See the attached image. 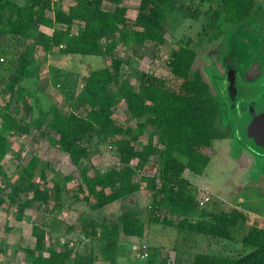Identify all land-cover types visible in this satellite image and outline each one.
Masks as SVG:
<instances>
[{
    "label": "trees",
    "instance_id": "1",
    "mask_svg": "<svg viewBox=\"0 0 264 264\" xmlns=\"http://www.w3.org/2000/svg\"><path fill=\"white\" fill-rule=\"evenodd\" d=\"M132 1L138 2L133 19L128 16V8L122 6L123 0H72L69 5L64 4V0H24L21 5L13 0H0V23L9 12L5 26L0 24V32L8 35V42L20 44L30 41L22 45L19 55L8 53L6 50L10 47L0 46V55L5 57V64H0V96L4 89L10 95L8 99H3L4 106L0 107V175L9 180L4 165L11 150L9 136L29 135L30 129L37 131L39 136L48 137L50 143L67 154L72 165L79 169L76 193L69 198L73 203L84 204L88 211H101L119 202L132 204L133 196L142 187L140 179L135 177L151 164L160 180L159 187L151 195V223L227 241H236V234L240 231L239 242L250 248L248 252L257 251L238 264H264V228L255 225L243 233L249 217L238 209L218 214L199 212L190 183L182 175L186 170L194 175L204 172L210 162L208 151L213 149L215 140L233 136L238 142L221 92L216 89L214 92L199 71L192 72L195 51L187 45H173L167 62L172 87H166L164 82L154 77L141 79L137 88L128 80H123L119 85V94L111 92L109 87L119 83L120 78L121 60L114 56L117 46L163 45L169 11L179 9L183 0ZM189 1L208 4L209 0ZM214 1L216 6L208 8L212 17L210 24L223 22L229 32L246 26L262 36L264 6L258 0ZM104 3L112 4L113 9H105ZM41 26L52 29V34L47 36L40 32ZM36 47L49 53L55 50L57 56L69 62L68 65L73 60L90 62L91 68L84 75L70 70L72 65L68 69L65 67L66 70L50 68L51 84L59 86L69 103H73L68 116H64L38 88L39 64L33 53ZM235 50L232 46L230 55H234ZM82 56L97 57L99 60L87 61L80 58ZM226 58L223 60L225 71L235 68L224 62ZM94 63L98 65L95 67ZM121 101L131 119H143L136 124L135 135L132 128L123 126L114 117V108ZM14 102L15 105L23 104L30 108L32 115L28 121L18 117L17 109L15 116L10 113ZM80 107L84 108L83 116L76 113ZM224 111L228 115V126L221 130L216 120ZM45 127L57 137L45 132ZM148 129V141L138 150L137 143ZM123 134L127 138H122ZM93 135L97 140L91 141ZM103 139L113 140V153L119 167L104 171L92 167L89 170V144L96 145ZM86 140L88 146L84 145ZM153 157H157V162L151 161ZM42 164L41 160L32 158L20 166L18 184L11 186L6 194H0V208L5 204L13 208L16 221H22L27 210L36 209L43 213L41 224L32 226L34 246L24 249L26 260L30 264H67L73 258L74 264H118L116 259L124 238L142 239L145 235L144 222L140 219L142 211L127 207L113 221L103 218L102 221L91 220L84 224L81 233L97 243V253L90 251L87 255L78 256L69 244L64 246V250H58L51 242L55 228L50 226L48 216L51 210L48 209L61 213L68 198L65 186L74 177L69 174L61 181H54L51 190H46L43 186L47 181L45 169L48 164ZM36 176L42 184L33 183ZM2 191L0 188V193ZM62 194L66 196L62 197ZM163 207L167 208V212L160 218L155 212ZM195 214L200 220L192 222L190 217ZM82 221H86L85 216ZM77 242L83 243L80 239ZM0 253H3L2 244ZM244 255L231 258L198 253L190 264H234ZM145 261L154 264V252L147 254Z\"/></svg>",
    "mask_w": 264,
    "mask_h": 264
},
{
    "label": "rangeland",
    "instance_id": "2",
    "mask_svg": "<svg viewBox=\"0 0 264 264\" xmlns=\"http://www.w3.org/2000/svg\"><path fill=\"white\" fill-rule=\"evenodd\" d=\"M17 4L21 5L24 0H13ZM66 5L72 3V0H64ZM258 2L264 6V0H258ZM62 3V2H61ZM122 6H126L129 10L128 16L133 19L137 11V2L132 0H123ZM209 6L214 8L216 2L209 0L207 3H200L199 1L193 2L189 0H183L179 4V9L175 11H169V22L165 25L164 36L166 41L163 45L155 44L152 47H132L128 48L123 45H118L114 56L121 60V67L119 69V83L112 84L109 88L111 92L119 94V85L123 80H128L134 88H137L141 79L145 78H157L164 82L166 87H172V77L167 67V62L170 58V53L173 45L181 44L187 45L192 48L196 53L195 61L192 65V72L199 71L204 81L207 82L212 90L215 89L219 93L223 91L225 93L227 84L220 81L224 76L225 69L223 60L227 64L234 65L235 68H239L242 77L248 82L241 81L238 86L239 100V112L245 111L244 101L247 102L251 93L264 95V57L260 58V50L263 47L264 32L261 36L260 33H254L250 28L243 26L235 31H227L223 22L210 24L211 11H208ZM113 5L104 3V8L108 10L113 9ZM9 12L6 13L4 19L0 23L3 27L6 23V18ZM50 15V13H48ZM194 14V17H193ZM261 36L258 38V36ZM8 35H4L0 32V46L10 47L6 51L19 55L23 50V44H29V40L21 42L20 44L14 42H8ZM232 46L236 48L234 55H230ZM40 61L43 60V56L35 51ZM43 53V50L41 51ZM83 60L98 61L99 58L92 56H82ZM39 59L35 57L39 63ZM51 60V58H50ZM49 60V61H50ZM54 61V60H53ZM38 63V64H39ZM44 63V61H42ZM52 62L50 61L49 64ZM107 65L109 61L106 62ZM0 64H5V57L0 55ZM69 62L62 61L63 68L66 67L74 72L84 75L89 71L90 62H84L80 60H73L71 65ZM104 62L101 63V66ZM95 67L96 63H94ZM18 67H21V61L18 62ZM17 67V68H18ZM68 67V68H67ZM51 66L49 65V73ZM46 63L43 67L39 66V76L41 82L47 88V91L51 93L52 100L56 107L60 109L64 116H68L72 110L65 95L59 86H49L45 77L48 75L46 71ZM223 76V77H222ZM50 77V76H49ZM51 79V77L49 78ZM39 80V77H38ZM39 83L38 87L43 88ZM50 82V80H49ZM218 82V83H217ZM51 87V88H50ZM223 88V90H222ZM52 92L53 96H52ZM59 92V93H58ZM10 95L4 89L0 96V107L4 106L3 99H8ZM18 105V107H17ZM15 102L11 105L10 113L15 114L17 109L18 117L22 120L28 121L31 118L32 112L29 107L23 104H17ZM242 105V106H241ZM241 106V107H240ZM223 107V105H222ZM76 113L78 115H84V108L80 107ZM229 113V118H235L236 112ZM15 116V115H14ZM114 117L123 126H129L132 128V134H136V124L143 122V119L135 120L131 119L127 113L124 102H120L114 108ZM227 112L224 111L219 114L216 123L221 130L227 128ZM234 124V122L232 123ZM235 128V126H234ZM45 132L57 137L52 131L44 128ZM149 129L144 133L141 141L137 143L136 148L141 149V146L146 144L149 138ZM126 134L121 135L122 138H127ZM52 136V137H53ZM94 136V135H93ZM48 137L39 136L38 132L30 129L29 135H15L9 136V143L11 144V150L7 155V161H5V170L9 175V180L3 178L0 175V188L3 191L1 195L10 191V187L14 184H18V176L21 173L20 166H24L32 158L41 160V163L48 164L45 169L46 182L43 188L51 190L53 188L54 181H61L65 176L71 174L74 180L67 183L65 186L66 194H62V197L69 198L71 194H75V190L78 184V170L76 169L67 154L61 152L57 146H53ZM97 140L94 136L91 141ZM84 145L88 146V141L84 142ZM114 142L112 139H103V141L97 142L93 145L89 144L87 158L89 160V170L93 167L100 171L112 167H119L117 164V158L114 151ZM210 153V162L204 172L201 175H194L189 170H186L182 175L187 179L191 186V192L198 204L199 212H207L212 214H218L222 211H229L232 209L242 210L248 214L249 221L247 222V228L242 230L243 233L252 226H258L264 228V158L256 156L255 153L246 149L240 142L235 141L233 136H229L224 139L215 140L213 142V149L208 151ZM259 159V160H258ZM157 157H153L151 161L157 162ZM152 163V162H151ZM42 164V165H43ZM142 182L140 192L134 195L133 203L119 202L107 206L101 211H88V208L84 204L73 203L71 198H67L64 202L61 213L57 214L52 209L48 220L50 226H53L54 235L51 242L58 248V250H64V246L69 244L75 254L78 256H84L90 253V251H96L97 243L91 242L89 237H85V234L81 233V229L84 224H88V221L98 220L102 221L105 218L107 221H113L125 208L139 209L141 210L140 219L144 222L145 231H147L143 239L131 240V244H122L120 254H118V264H147L145 258L147 254H155L154 264H190L191 259L195 254H209V255H226L231 258H237L246 254L250 248L241 244L240 231L236 234V241H227L219 238H209L203 235H199L192 232H180L176 228L157 225L150 222V211L152 196L160 185L159 174L155 167L151 164L146 165L139 173L138 177ZM38 176L35 177L33 183H40ZM52 203H50V206ZM64 209V211H63ZM70 209V211H69ZM68 211V212H67ZM167 212V208L163 207L157 209L156 216L163 217ZM15 211L13 208L7 207L5 204L0 208V240L2 236L7 238V235H3V228L7 224L13 227L15 224L18 228V232L14 233L15 238L12 241V246L17 245L16 241L19 238H30L32 232L31 224L33 220L29 222L11 224L10 221L14 220ZM31 214L32 210L26 211V215ZM35 215V221L39 222L43 216L42 213ZM42 214V215H41ZM37 216V217H36ZM85 216L86 221L80 220ZM158 217V218H159ZM13 218V219H12ZM209 220V217H205ZM192 222L200 220L198 214L190 217ZM92 227H89L91 229ZM86 229V230H89ZM93 229V228H92ZM79 235L81 237H79ZM32 236V234H31ZM33 237V236H32ZM33 239V238H32ZM80 239L82 244H78ZM125 239V238H124ZM22 243H24L22 241ZM31 245V244H30ZM27 246V243H24ZM123 246V247H122ZM149 249V251H148ZM146 254V256H145ZM21 258V257H20ZM67 264H74L73 258ZM94 264H102L95 262Z\"/></svg>",
    "mask_w": 264,
    "mask_h": 264
},
{
    "label": "water",
    "instance_id": "3",
    "mask_svg": "<svg viewBox=\"0 0 264 264\" xmlns=\"http://www.w3.org/2000/svg\"><path fill=\"white\" fill-rule=\"evenodd\" d=\"M220 81L227 84L225 93L221 91V94L227 103L230 113L234 114L236 112V117H232V120L238 142L255 153L256 156L258 154L259 157L264 158V95L257 96L256 93H251L248 101L243 102L246 108L245 111L240 113L239 105L241 102L239 100L238 86L242 80L238 69L229 68ZM256 251L253 250L246 253L234 264H238Z\"/></svg>",
    "mask_w": 264,
    "mask_h": 264
},
{
    "label": "crops",
    "instance_id": "4",
    "mask_svg": "<svg viewBox=\"0 0 264 264\" xmlns=\"http://www.w3.org/2000/svg\"><path fill=\"white\" fill-rule=\"evenodd\" d=\"M133 2H137V1H133ZM126 7V6H125ZM137 7H138V2H137ZM39 31L40 32H42V33H44L45 35H47V36H50L51 34H52V29H50V28H48V27H44V26H41V27H39ZM36 50H38V53H40V55L41 56H43V60H41L40 61V59H39V57L36 55ZM44 51L45 52V50L44 49H42L41 47H36L35 49H34V58L36 57L37 59H39V61H40V63H39V66H40V69H41V67H43V64H45L46 63V71H48V75L45 77V79H46V81L48 82V84H49V86H51V87H53V85L51 84V82H49V69H48V67H49V65L50 66H53V67H57V68H59V69H65V68H63V66L61 65V62L62 61H66V59H61V57L60 56H57L56 55V53H55V50H54V53H49V52H46V53H43V52H41V51ZM50 58H51V60H50ZM52 62L51 64H49V62L50 61ZM54 60V61H53ZM42 61H44V63H42ZM67 62V61H66ZM72 64V63H71ZM66 70V69H65ZM41 78L42 77H40L39 76V80H38V85H39V83L42 81L41 80ZM42 83V82H41ZM43 88H45V89H42L41 87H38L52 102H53V100H52V97H51V93L50 92H48L47 91V88L44 86V83H42V84H40ZM50 87V88H51ZM53 93L54 92H52V96H53ZM59 93V92H58ZM54 103V102H53ZM51 136H53L52 134H51ZM53 137H55V136H53ZM132 199H134V196H133V198ZM31 211V210H30ZM30 211H29V213H30ZM63 211H64V209H63ZM69 211H70V209H69ZM68 212V211H67ZM38 213H41V212H38L36 209L34 210H32V215L31 214H28V215H26L25 214V217H24V219L22 220V221H16L15 219L13 220V221H10L11 222V224H13V222H16V223H21V222H31L32 220H33V222H32V224H31V227L34 225V224H41V221H42V218H43V216L40 218V220H39V222H36L35 221V215H38L39 216V214ZM43 214V213H42ZM41 214V215H42ZM37 217V216H36ZM0 218H1V216H0ZM13 219V218H12ZM80 220H82L81 218H80ZM6 223L7 222H5L4 224H5V226H4V228H3V230H4V232L5 231H7V229L9 228L10 230L9 231H7L6 233H3V235H7V238H4L3 236H2V239L0 240V244H2L3 245V253H0V264H30L27 260H26V256H25V253H24V249H26V248H32L33 246H34V238L31 236V234H30V238L29 239H27L29 242H26V240L25 239H22V238H19L17 241H16V243L18 242V244L17 245H20V246H12V241H13V239L15 238V235H14V233H17L18 232V228H16V227H20V226H16V224L13 226V227H11V226H9L8 224H7V226H6ZM147 232V231H146ZM145 232V233H146ZM146 235V234H145ZM144 235V236H145ZM33 238V239H32ZM143 239V238H142ZM131 240H139V239H136V238H132V237H129V238H126V239H124L123 240V242H122V244L124 245V244H126V243H129V244H131ZM22 241L24 242V243H27V246H24V243H22ZM131 241V242H130ZM31 244V245H30ZM121 244V245H122ZM120 245V246H121ZM123 247V246H122ZM21 257V258H20Z\"/></svg>",
    "mask_w": 264,
    "mask_h": 264
},
{
    "label": "flooded vegetation",
    "instance_id": "5",
    "mask_svg": "<svg viewBox=\"0 0 264 264\" xmlns=\"http://www.w3.org/2000/svg\"><path fill=\"white\" fill-rule=\"evenodd\" d=\"M263 32H264V31H263ZM263 32H262V34H263ZM258 38H259V37H258ZM263 42H264V39H263ZM259 54H260V58H263V57H264V43H263V47H262V49L260 50V53H259ZM227 70H228V69H227ZM227 70H226V71H227ZM226 71H225V73H226ZM225 73H224V75H225ZM224 75H223V76H224ZM223 76H222V77H223ZM240 77H241V80H242V81H244L245 83H248V82L242 77L241 72H240ZM241 106H242V105H241ZM241 106H240V107H241ZM258 160H259V159H258ZM262 161H264V160H262Z\"/></svg>",
    "mask_w": 264,
    "mask_h": 264
},
{
    "label": "built area",
    "instance_id": "6",
    "mask_svg": "<svg viewBox=\"0 0 264 264\" xmlns=\"http://www.w3.org/2000/svg\"><path fill=\"white\" fill-rule=\"evenodd\" d=\"M52 1H57V0H52ZM145 256H146V254H145Z\"/></svg>",
    "mask_w": 264,
    "mask_h": 264
}]
</instances>
